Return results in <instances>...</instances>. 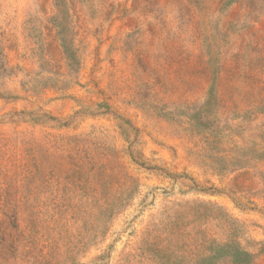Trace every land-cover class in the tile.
<instances>
[{
    "label": "rangeland",
    "instance_id": "374dc122",
    "mask_svg": "<svg viewBox=\"0 0 264 264\" xmlns=\"http://www.w3.org/2000/svg\"><path fill=\"white\" fill-rule=\"evenodd\" d=\"M243 252L264 264V0H0V264Z\"/></svg>",
    "mask_w": 264,
    "mask_h": 264
},
{
    "label": "trees",
    "instance_id": "16d2710c",
    "mask_svg": "<svg viewBox=\"0 0 264 264\" xmlns=\"http://www.w3.org/2000/svg\"><path fill=\"white\" fill-rule=\"evenodd\" d=\"M241 253H237V255L239 256ZM245 256V259L241 261V263H246L249 264L251 262H253L254 260V255H252L251 253L248 252H243L242 253Z\"/></svg>",
    "mask_w": 264,
    "mask_h": 264
}]
</instances>
